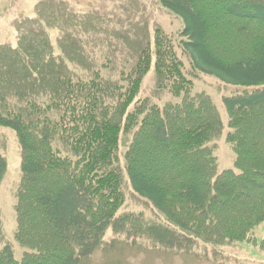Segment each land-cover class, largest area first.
<instances>
[{"label": "trees", "instance_id": "1", "mask_svg": "<svg viewBox=\"0 0 264 264\" xmlns=\"http://www.w3.org/2000/svg\"><path fill=\"white\" fill-rule=\"evenodd\" d=\"M157 2L182 21L180 39L157 30L153 49L148 43L118 81H106L102 70L86 79L63 72L52 53L39 65L28 51L37 59L46 46L34 42L9 52L23 71L12 60L0 70V127L14 132L20 149L14 240L24 252L17 259L4 248L0 264H79L107 231L166 250L200 241L264 251V237H255L264 223V0ZM178 50L193 71L242 90L222 98L234 170L217 173L210 144L223 132L220 113L208 94L193 92ZM150 71L172 101L157 106L139 97ZM11 86L26 91L10 98ZM122 137H130L129 186L162 224L121 213ZM5 172L0 156V184Z\"/></svg>", "mask_w": 264, "mask_h": 264}, {"label": "rangeland", "instance_id": "2", "mask_svg": "<svg viewBox=\"0 0 264 264\" xmlns=\"http://www.w3.org/2000/svg\"><path fill=\"white\" fill-rule=\"evenodd\" d=\"M182 29V21L162 9L157 0H0V70L12 60L15 67L23 71L17 57L10 59L9 52L17 51L19 46L25 49L24 44L29 41L46 46L37 59V53L28 51L31 59L38 60L39 65L44 56V61H51L53 54L54 60L61 63L63 72L69 69L73 75L86 79L93 71L102 70L106 81L115 82L119 80L120 70L132 67L148 43L153 49L157 30L179 40ZM177 52L182 55L180 50ZM181 58L184 73L193 81V92L208 94L220 113L223 132L210 144L217 160V173L234 170L235 154L225 141L229 129L222 98L242 90L193 71L186 57L182 55ZM103 65L107 68H102ZM9 90L6 95L11 98L16 90L26 91V88L11 86ZM139 97L148 98L157 106L173 100L168 92L157 90L153 71L144 77ZM129 138L122 137L120 141L119 167L125 195L121 213L141 214L150 224H162L163 219L151 204L129 186L123 170V154ZM0 155L6 163L0 184V251L9 248L19 259L24 249L14 240V207L20 179V149L11 129L0 127ZM255 237L263 239L264 223L255 230ZM79 264H264V251L244 244L214 248L200 241L193 242L186 250H166L147 240L128 239L107 231L101 246Z\"/></svg>", "mask_w": 264, "mask_h": 264}]
</instances>
